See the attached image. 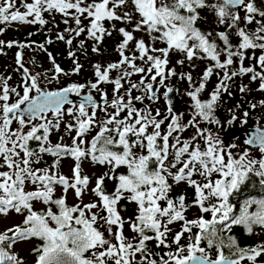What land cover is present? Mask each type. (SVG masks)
Listing matches in <instances>:
<instances>
[{
  "label": "snow or ice",
  "instance_id": "snow-or-ice-1",
  "mask_svg": "<svg viewBox=\"0 0 264 264\" xmlns=\"http://www.w3.org/2000/svg\"><path fill=\"white\" fill-rule=\"evenodd\" d=\"M203 9L214 12L218 25L225 28L215 38L210 39L211 32L205 33L197 27ZM45 13L53 20L54 14H60L65 25L74 22L75 27H66L56 35V40L64 41L69 48L73 40L86 33V39L93 41L92 51L99 53L104 38L117 31L122 37L116 49L120 60L107 66L93 65L94 82L70 83L48 90L41 87L42 79L58 82L61 75L80 73L82 65L76 53L69 51L74 68L66 72L48 52L53 65L48 70L53 72L49 77L47 72L33 73L25 66L23 49L33 48L35 42L0 40V54H4L5 45L18 47L17 71H22V85L17 87L9 85L11 77L0 76V169H7L0 170V215L10 211L27 213L21 225L0 232V264H24L13 248L16 243L31 238L41 241L33 250L36 264H242L245 260L257 264L258 257L264 255V243L241 247L235 236L224 233H231L236 225L242 226L248 235L257 227L264 230V196L245 200L239 214L234 212L235 205L231 202L253 176L259 178L260 190L264 192V156L255 159L248 149L233 152L238 145L232 141L225 143L219 132H213L210 127L201 128L200 124L224 127L216 109L221 93L228 91V82L235 77L250 74L252 82L260 81L258 90L264 91V9L257 6L256 0L212 3L208 0H0V25L18 22L43 27L49 23ZM134 17L131 31L116 28V23L132 24ZM105 22L110 27H105ZM253 23L256 27L250 30L248 25ZM3 31L0 29V34ZM135 32L146 33L150 43L137 40ZM65 33L69 38H65ZM230 34L238 38V43H232ZM133 41L135 47L130 49ZM53 42L48 38L45 43ZM156 43L166 47L157 48ZM84 45L85 40H80L78 47L83 49ZM36 49L47 52L45 44L37 45ZM173 51L182 53L189 62L194 58L212 62L199 85L187 93L193 109L187 123H183L182 114L174 112L170 97L174 89L166 81L179 75L192 84L193 78L190 73L177 74L175 68L167 67L169 53ZM245 60L255 63L245 66ZM184 62V59L177 61L180 65ZM217 70L223 76L209 98L202 100L201 93L214 71L219 75ZM112 71L118 73L115 78L110 75ZM134 75H140L138 83L132 81ZM101 84L113 85L111 99L100 88ZM161 87L166 89L163 98L167 112L162 114L156 109L153 115L150 104L159 99ZM134 90L140 94L133 96ZM240 91H248L247 86L242 84ZM93 92L99 93V101ZM72 96L79 100L74 101ZM259 106L264 107V100ZM251 107L255 109L257 104ZM98 112H103L104 117H98ZM65 115L72 118L65 125L69 135L75 132L72 144H52L50 135L60 129ZM243 116L246 124L249 113L244 112ZM236 119L232 115L227 126ZM189 127L196 132L190 138H182ZM93 131L96 134L86 142L85 137ZM32 142L37 143L36 148L31 146ZM86 143L90 146L85 147ZM244 143L264 154V129L257 127ZM45 154L56 159L48 167H34ZM65 156L76 161L71 180L59 173L60 159ZM84 159L107 166L109 171L98 177L91 189L98 202L83 207L69 206L68 190H74L80 198L90 183V178L81 174ZM122 167L127 172L117 175V169ZM197 176L201 180L194 179ZM105 179L116 181L110 194L105 190ZM26 183L35 185V190L26 191ZM180 183L194 188L193 204L202 214L210 213L211 219L204 215L192 220L186 218L189 207L186 197L170 195L173 184ZM57 185L62 186L65 195L54 199ZM121 200L137 205L134 219L126 220L121 215L118 207ZM36 201L54 205L58 211L54 212L50 206L38 212L33 208ZM253 205L255 211H250ZM178 222H182L181 228L169 241L170 226ZM125 224L134 234L131 238L125 235ZM182 239L187 243L182 244ZM150 242L165 251L154 252ZM204 242L206 247L202 246ZM212 248L216 249L215 258L210 254Z\"/></svg>",
  "mask_w": 264,
  "mask_h": 264
},
{
  "label": "rangeland",
  "instance_id": "rangeland-1",
  "mask_svg": "<svg viewBox=\"0 0 264 264\" xmlns=\"http://www.w3.org/2000/svg\"><path fill=\"white\" fill-rule=\"evenodd\" d=\"M209 3L215 2V0H208ZM241 15L243 16V12H241ZM200 16L202 19L197 21V27L200 28L201 31L207 33L211 32L212 37L210 39L215 38L216 33L219 31H225L224 26L218 25L217 23V18L215 16L214 12L209 11L208 9H203L200 10ZM135 19H133L132 24H116V28L120 27H125L127 30L131 31L132 28L134 27L135 24ZM84 24L87 25L88 21L85 20ZM53 26H57L56 22L52 23ZM120 26V27H119ZM75 27V26H74ZM256 27L255 23L252 25H248V28L250 30H254ZM57 32H62L64 31L65 28H63L61 25L58 26ZM40 33V34H38ZM31 34V35H30ZM42 34V35H41ZM120 39H116L117 37H111L108 38L107 36L104 38L103 43L100 45V52L96 53L92 51L93 47V41L87 40L86 39V33L83 34L82 36L78 37V41H73V44L71 48L68 49L76 52L77 50L80 51L78 54L79 56H87L89 54L90 58H86L85 61L83 59H79L78 55L76 54V58H78V61H81L85 63L88 71V75L93 76L94 75V68L93 65L99 63L102 66H107L109 63L117 62L120 60V55L118 53L117 45L121 42L122 37L118 33ZM34 42V49L31 50L30 52L26 53L24 56L25 60V66L30 69L33 73L35 72H40V73H48V70L51 68L52 63L49 60V57L47 55V52L40 51L36 49V46L39 44H45L47 45L46 39H47V34H46V29L44 27L38 28L36 32H33V29L30 30L28 35ZM134 36L136 39H143L146 44L150 43V38L146 33L143 32H135ZM231 40L233 44L238 43V38L235 37L234 35H231ZM80 40H85V45L83 49H80L78 47L79 41ZM86 42L88 43L86 45ZM217 43L219 41L217 40ZM67 46V45H66ZM130 49H134L135 47V41H133L130 44ZM155 47L157 48H163L166 47L165 44L163 43H156ZM47 49V48H46ZM49 49V48H48ZM4 53V52H3ZM126 54H130L126 52ZM251 55V51L248 53ZM261 53L259 50L256 51V55L259 56ZM184 59L185 62L183 65H180L177 63L178 60ZM35 61V63H31V61ZM68 61L73 62V59H68ZM62 64L63 61H60ZM141 62L138 60L137 64H140ZM212 62L209 60H201V59H193L191 62L187 61L182 53L179 52H170L169 53V64L168 68H175L177 74L180 73H190L192 75V84H189V82L186 79H180L179 75L171 77L169 80L166 81V84L170 87H175L179 89L181 98L192 107V101L190 97L187 95V93L192 90L194 86H198L199 83L201 82V77L206 69L207 66H209ZM255 61H249L245 60V66H248L249 64H254ZM233 67H236L234 65ZM18 65L16 64V59L12 60L10 55L5 54H0V76L3 77H13V80H9L8 83L12 82L11 87H17L15 84H20V77H22V71H17ZM73 68H70L66 72H71ZM259 70V68H257ZM219 71V70H217ZM82 73L84 74L85 71L82 70ZM49 77H51L49 74H47ZM81 75L79 74H74V75H69V76H63L61 75L59 78V81L53 80L51 83H48L47 81H44L43 79L41 80V87L47 88L48 90L51 89H56V88H62L66 87L70 82L74 80L76 76ZM111 77L115 78L118 73L116 71L111 72ZM223 76V72L219 71V75L216 74V71H214V74L209 78V80L206 83V87L204 92L201 93V99L202 100H207L210 96V93L216 88L217 84L220 82V79ZM15 77V78H14ZM140 75H134L132 76V81L133 82H139L140 80ZM259 83L260 81L257 80L255 82H252L250 80V74L243 76V77H235L232 81H229V87L227 92H222L220 100L218 102V107L216 109V116L218 119L221 121V124L224 125V127L217 128L215 125H208L207 127H210L213 132H219L222 134V132L226 131L230 126H227V121L231 119L232 115H235L238 117L239 121H242L245 119L243 116L244 112H248L249 116L246 118L248 121H254L259 126L264 127V107L259 106V102L264 100V91H259ZM246 85L248 88V91L242 93L240 91V86L241 85ZM127 88L128 85L125 84ZM104 91L108 93L109 99L112 98L113 94V86L110 84H104V87L102 88ZM19 90V88H18ZM166 89L161 87L160 89V96L159 99L155 103H151L150 107L152 109L153 115H155L156 109H159L161 113L167 112V106L165 103V99L163 98V92ZM87 91V90H86ZM140 93L136 92L135 90L133 91L132 95H138ZM93 95L100 97L99 93L93 92ZM145 104H149L147 100L144 102ZM252 104H257V107L253 109L251 107ZM67 107V106H65ZM137 107H140V105H137ZM111 111V109H109ZM192 111L193 109H187L181 112H177L178 114H182V121L183 123H187L191 118H192ZM104 114L103 112H98L97 115L98 117L100 115ZM104 117V116H103ZM49 118H51V114H49ZM71 118L70 116L65 115L64 120H67ZM72 122V118H71ZM167 121L165 122V126H162V131L166 127ZM238 125V124H237ZM13 127H16L14 124ZM201 128L205 127L204 123L200 124ZM66 130L64 127L61 125L60 129L58 130L57 133H53L52 136L50 137V141L52 144L56 143H62L63 140H61L62 134ZM151 131V129H149ZM196 132V129L193 127H189L186 131L182 133V138L187 139L190 138L194 135ZM91 133H94L91 132ZM75 134L68 136L67 140L64 141V144L71 145L72 144V137ZM225 142V140H224ZM226 143V142H225ZM236 145H238V148L233 149V152H243L245 149H248L250 151V154L252 155L253 158L255 159H260L262 158V153L259 152L258 149H251L248 145L245 143H240L238 141L234 142ZM139 151V150H137ZM45 159H50V156L48 154H45L43 156V160L40 164L34 165V167H39V168H44L48 167L51 165V161H45ZM227 159V158H226ZM76 161L71 158L70 156H65L64 158H61L60 161V174L68 177L70 180L73 176V168L75 166ZM81 169H82V176L83 175H90L91 173L95 172L97 173V170L92 166V164L88 161V159H84L81 163ZM0 170H7L5 169H0ZM175 171V169H173ZM169 179V183H173V181ZM199 181V178H197ZM94 185V182H92L89 186L86 192L82 195V197L78 198L74 192V190L69 189L68 192L66 193V201L70 204L77 205L79 204L81 207H83L84 204L92 203V202H98V198L93 195L91 189ZM35 185L32 184H26L25 190L26 191H33L35 190ZM55 192L58 195H65L63 192V188L60 185H57L55 188ZM176 193H181L184 195L187 199L186 204L189 199H194L195 200V190L192 187H189L186 183H180V184H173L172 191L170 193L171 196H175ZM110 194V193H109ZM33 205L35 207H42L41 203L39 201L33 202ZM93 211H97L94 209ZM103 215V213H101ZM187 219L192 220L200 217L201 215H204L206 219H211V214H202L199 207L192 205V208L189 209L186 212ZM24 220V214H17L14 211H10L7 215H0V232H4L8 228H12L13 226L16 225H21ZM182 223V222H181ZM180 223V224H181ZM178 224L175 223L173 226H177ZM172 226V227H173ZM126 228V233H131L130 228L128 225H125ZM103 230V229H101ZM193 231H197L194 229ZM240 232L237 234V238L239 240H245L244 236V231L241 228L239 230ZM11 235V233H9ZM107 235V233H105ZM254 236L250 240L251 244L253 246L264 243V231L262 230H257L254 231ZM37 247V241L35 239H28L24 241H20L14 245L13 251L18 254L19 257H21L24 261V264H32L36 259V253H34V249ZM242 264H249L247 260L243 261ZM257 264H264V255L261 257H258Z\"/></svg>",
  "mask_w": 264,
  "mask_h": 264
},
{
  "label": "trees",
  "instance_id": "trees-1",
  "mask_svg": "<svg viewBox=\"0 0 264 264\" xmlns=\"http://www.w3.org/2000/svg\"><path fill=\"white\" fill-rule=\"evenodd\" d=\"M256 4H257V6L259 7V8H261V9H264V0H256ZM82 36V35H81ZM88 43L86 42V45H87ZM69 51H71V50H69L68 49V46L66 47V48H64V47H57V48H52L51 50H49L48 52H50L51 54H52V56L54 57V59H55V62H56V64H59L60 65V67L62 68V69H64L65 71H67V70H69L70 68H74V63L73 62H71V61H68V59H71V58H69ZM76 54L78 53H80V51L79 50H77L76 52H75ZM77 54V55H78ZM78 57H79V59H83L84 61H85V59L86 58H90V56H89V54L87 55V56H84V57H82V56H79L78 55ZM60 61H63V63L61 64L60 63ZM81 65H82V68H81V71H80V73H81V75H79V76H76L75 78H74V80L72 81V82H70V83H81V84H84V83H87L88 81H95V76L93 75V76H90V75H88V71H87V65L85 64V63H83V62H81V61H78ZM52 67L53 66H51V68L50 69H52ZM82 70H84L85 71V73L83 74L82 73ZM47 74H49L50 76H52L53 75V72H51V71H48V73ZM15 78V77H14ZM21 79H20V84H15L16 86H18V85H22V77H20ZM69 83V84H70ZM68 84V85H69ZM10 85L12 86V82L10 83ZM111 85V84H110ZM113 86V85H112ZM104 87V84H101L100 85V88L102 89ZM125 87H126V85H125ZM56 89H58V88H56ZM56 89H51V90H56ZM19 90L22 92V88H19ZM103 116H104V114H102V115H100L99 117L100 118H103ZM71 122V118H69V119H67V120H63V122L61 123V125L64 127V129L66 130V128H65V125L67 124V123H70ZM61 127V126H60ZM58 131H56V130H54L53 132H52V134L53 133H57ZM52 134L50 135V137L52 136ZM73 134H75V132H73V133H71L70 135L65 131L63 134H62V137H63V144H64V141H66L67 140V138H68V136H71V135H73ZM96 134V132L94 131V133H90L88 136H86L85 137V140H86V142H90V140H91V138H92V136H94ZM31 146L33 147V148H36L37 147V143L36 142H32V144H31ZM88 146H90V144L89 143H86V145H85V147H88ZM50 156V159H45V161H48V162H50L51 161V164L54 162V160L56 159L55 157H52L51 155H49ZM64 158V157H63ZM60 161H61V159H60ZM88 161L92 164V166L97 170V173H95V172H93V173H91L90 175H87L89 178H90V183H89V185L92 183V182H94V185H93V187L92 188H94L95 187V184H96V180H97V178L98 177H100V176H102V175H104V173L105 172H108L109 171V169H108V167L107 166H102V165H99V164H94L93 162H91V160L90 159H88ZM60 164V163H59ZM59 172H60V165H59ZM127 172V169L126 168H120V169H117V175H119L120 173H126ZM197 178H199V180H201V178L199 177V176H197V177H194V179H197ZM170 182H171V180H170ZM172 183V182H171ZM27 184V183H26ZM28 184H30V183H28ZM26 186V185H25ZM104 187H105V190H106V192L107 193H112L114 190H115V187H116V181H114V180H110V179H105V185H104ZM94 195V194H93ZM62 195H58L56 192L54 193V199L55 198H60ZM95 196V195H94ZM262 196H264V192H262L261 190H260V185H259V178L258 177H255V176H253L252 177V179H251V181L250 182H248V183H246L244 186H242V188H241V190L238 192V193H236L232 198H231V202L235 205V208H234V212L236 213V214H239V211H240V209H241V206H242V204H243V202L245 201V200H247V199H249V198H251V197H256V198H260V197H262ZM186 201H187V199L185 200V203H186ZM193 201H194V199H189L188 200V202H187V205L189 206L188 208H187V211L189 210V209H191L192 208V205H194L193 204ZM41 203V205H42V207H35L34 205H33V208H34V210H36V211H38V212H40V211H46L47 210V208L48 207H52L53 208V211L54 212H56V211H58L57 209H56V207L54 206V205H45V204H43L42 202H40ZM66 203L69 205V206H76V205H74V204H70V203H68L67 201H66ZM119 209H120V211H121V215L127 220V219H129V218H135V216H136V214H137V205L134 203V202H129L128 200H121L120 201V204H119ZM186 211V212H187ZM250 211H255V205H253L252 206V208L250 209ZM186 212H185V216L187 217V215H186ZM27 215V213L25 212L24 213V218H25V216ZM102 215V214H101ZM125 225H127V224H125ZM173 225H171L170 227L172 228V233L169 235V241H171V238H172V235L175 233V232H178L179 230H180V228H181V225H177L176 227L175 226H173ZM243 229V231H244V236H245V240L243 241V240H239L236 236H237V234L240 232L239 230L240 229ZM257 230H261L259 227H257V228H255L254 229V231H257ZM262 231H264V230H262ZM124 232H125V235L126 236H128L129 238H131L134 234L131 232V233H126V228L124 227ZM195 232V231H194ZM233 235V236H235V238L237 239V241H238V243H239V245L241 246V247H245V246H253L252 244H251V242H250V240L252 239V237L254 236L253 234L252 235H248V234H246V232H245V229L242 227V226H239V225H236V226H233V228H232V230H231V233H224V235L225 236H227V235ZM187 235V234H186ZM31 239H35V240H37V247L41 244V241L39 240V239H37V238H31ZM181 243L182 244H186L187 243V240L186 239H182V241H181ZM151 248H152V250L154 251V252H160L161 254L165 251V249H163V248H160V249H157L156 248V246H155V242H150V245H149ZM202 246H205L206 247V242H204L203 244H202ZM173 247H175V246H173ZM225 253L227 254L228 253V249L227 248H225ZM210 254H211V256L212 257H215L216 256V249L215 248H212L211 250H210ZM36 257H37V255H36ZM32 264H36V260L32 263Z\"/></svg>",
  "mask_w": 264,
  "mask_h": 264
},
{
  "label": "flooded vegetation",
  "instance_id": "flooded-vegetation-1",
  "mask_svg": "<svg viewBox=\"0 0 264 264\" xmlns=\"http://www.w3.org/2000/svg\"><path fill=\"white\" fill-rule=\"evenodd\" d=\"M55 15V19L53 20L51 16H49L47 13H45V18L49 20V23L45 26H43L45 29H46V34H47V39L48 38H51L54 42L52 44H47L45 47L47 48V53L49 50H51L52 48H57V47H64L66 48V43L64 41H59V40H56V35H57V29L58 26H62L63 28H66V27H74L75 24L74 22L70 21L69 25H65L63 23V17L60 15V14H54ZM53 22H56L57 23V26H53L52 23ZM116 24H122V23H116ZM42 26L40 25H28V24H20L18 22H13L11 24H3V25H0V29H3V33L0 34V40H3L5 42H10V41H17V42H20V43H32L34 42L28 35V33L30 32L31 29H33V32H36L38 30V28H40ZM105 27H110V24L108 22H105ZM120 27V26H119ZM62 32H64L62 30ZM40 34V33H38ZM42 35V34H41ZM108 38H111V37H117L116 39H120L119 35H118V32L117 31H113L112 35L109 37L107 36ZM65 38H69L68 37V34L65 33ZM46 39V40H47ZM73 41H78V38H76L75 40ZM34 45H33V48H25L23 49V55H25L26 53L30 52L31 50L34 49ZM49 48V49H48ZM19 51L18 47L16 46H13L12 48H8L6 45L3 47V52L4 54L6 53V55H10L11 56V59L12 60H15L16 59V53ZM11 80H13V77H11ZM173 87V86H172ZM161 89V88H160ZM179 91V89H178ZM159 94H160V91H159ZM179 95H180V92H179ZM160 96V95H159ZM181 97V95H180ZM182 99V98H181ZM183 100V99H182ZM183 102L185 104H187L184 100ZM166 103V101H165ZM189 105V104H187ZM142 105H140L141 107ZM167 106V104H166ZM187 109H192V107L189 105V107L181 110V111H184V110H187ZM180 111V112H181ZM244 120L242 121H239L238 117L236 119V121L234 122L233 125H231L227 130L233 128V127H242V128H250V127H255V126H259V124H257L256 122H252V121H248L247 120V123H243ZM238 124V125H237ZM208 125L205 124V127H207ZM261 127V126H260ZM226 130V131H227ZM225 132V131H224ZM224 132H222V137L224 138L225 142L228 143L229 141H232L233 143L235 141H238L240 143H244L245 139L248 138L249 134H239L238 136H236L235 138H231V136H224ZM251 149H258V148H254V147H251L249 146ZM262 156H264V154H262ZM261 156V157H262ZM172 197V196H171ZM175 198V197H174ZM181 222H178L177 224L178 225H181L180 224ZM37 241V240H36ZM216 257V256H215ZM215 257H212V258H215Z\"/></svg>",
  "mask_w": 264,
  "mask_h": 264
},
{
  "label": "water",
  "instance_id": "water-1",
  "mask_svg": "<svg viewBox=\"0 0 264 264\" xmlns=\"http://www.w3.org/2000/svg\"><path fill=\"white\" fill-rule=\"evenodd\" d=\"M174 89V92L170 94V97L172 99V103H173V109L174 112H180L181 110L189 107V105L185 104L183 102V100L181 99L180 95H179V91L177 88L172 87ZM160 91V89H159ZM158 95H160L158 93ZM95 96V95H94ZM96 99L99 101L100 97L95 96ZM74 101L79 100L78 97L72 96L71 97ZM167 104V102H166ZM140 105V104H137ZM166 113V112H165ZM164 114V113H162ZM257 127L264 129V127H260V126H255V127H250V128H242V127H233L227 131L224 132V136H231V138H235L236 136H238L239 134H252L256 131ZM252 147V146H251ZM179 195H182L181 193H176L175 196H172V198H176Z\"/></svg>",
  "mask_w": 264,
  "mask_h": 264
}]
</instances>
